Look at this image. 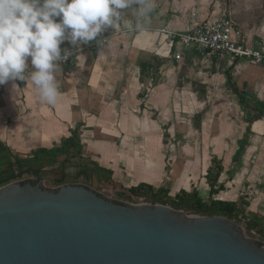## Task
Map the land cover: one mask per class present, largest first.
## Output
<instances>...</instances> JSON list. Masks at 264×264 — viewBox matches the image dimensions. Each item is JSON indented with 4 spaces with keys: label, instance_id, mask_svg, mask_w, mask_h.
<instances>
[{
    "label": "crops",
    "instance_id": "crops-1",
    "mask_svg": "<svg viewBox=\"0 0 264 264\" xmlns=\"http://www.w3.org/2000/svg\"><path fill=\"white\" fill-rule=\"evenodd\" d=\"M154 2L151 29L126 27L134 25L126 10L116 28L124 32L60 64L55 105L41 103L30 80L3 85L0 143L23 158L77 132L83 156L112 172L105 191L141 183L172 196L195 191L264 223V65L185 50L160 31L186 32L230 11L234 40L264 51V0ZM216 161L212 194L207 174Z\"/></svg>",
    "mask_w": 264,
    "mask_h": 264
},
{
    "label": "water",
    "instance_id": "water-1",
    "mask_svg": "<svg viewBox=\"0 0 264 264\" xmlns=\"http://www.w3.org/2000/svg\"><path fill=\"white\" fill-rule=\"evenodd\" d=\"M68 164L85 184L46 187L42 173L0 187V264H264L263 241L234 220L112 200L92 189L93 168Z\"/></svg>",
    "mask_w": 264,
    "mask_h": 264
},
{
    "label": "clouds",
    "instance_id": "clouds-1",
    "mask_svg": "<svg viewBox=\"0 0 264 264\" xmlns=\"http://www.w3.org/2000/svg\"><path fill=\"white\" fill-rule=\"evenodd\" d=\"M155 7L154 0H0V86L30 80L40 102L55 105L60 64L71 55L61 48L65 41L100 47L102 34L117 28L126 10L136 23L125 26L143 30Z\"/></svg>",
    "mask_w": 264,
    "mask_h": 264
},
{
    "label": "trees",
    "instance_id": "trees-1",
    "mask_svg": "<svg viewBox=\"0 0 264 264\" xmlns=\"http://www.w3.org/2000/svg\"><path fill=\"white\" fill-rule=\"evenodd\" d=\"M14 155L17 154H13L7 145L0 143V187L16 180L24 181L26 175L41 177L45 167L59 162L62 163L60 168L63 171L65 164L76 163L74 161L75 159H78L77 163L85 165L92 164L94 166V170L98 175L99 187L105 188L114 183L111 171L97 166L83 156V146L77 132L63 139L58 145L50 148L41 147L26 157H20L17 167H15ZM221 172L222 166L217 161L213 163V166L208 171L207 179L211 186L212 194L220 188L217 185ZM65 181L67 179L63 174V177L58 183ZM116 194L130 202H139L142 198H147L152 204H166L175 209L188 210L200 215L225 216L237 222L244 223L246 230L257 236L264 243V223L253 214L250 216L246 214L242 206L236 202L215 199L204 200L197 192H188L185 190L172 196L165 187H154L145 183L128 188H121L116 191Z\"/></svg>",
    "mask_w": 264,
    "mask_h": 264
},
{
    "label": "built area",
    "instance_id": "built-area-1",
    "mask_svg": "<svg viewBox=\"0 0 264 264\" xmlns=\"http://www.w3.org/2000/svg\"><path fill=\"white\" fill-rule=\"evenodd\" d=\"M151 19V13L143 21V29H151L149 27V21ZM136 18L134 17V24ZM237 21L232 16L231 12L221 14L214 19L207 20L201 24H192L186 32H178L171 30L168 26L160 28V31L166 34L173 40H180L185 50H195L198 53H212L218 58H227L231 65L235 64L240 59L250 60L258 64L264 65V51L248 47L234 40L233 34L236 32ZM132 31H138L130 29ZM125 30L108 29L102 34V39L106 40V43L116 34L124 32ZM264 43V40H263ZM105 44V43H104ZM103 44V45H104ZM98 47L95 41L76 47L68 44L67 49L71 52L67 61L62 62L67 64L75 55L90 48ZM181 55H176L177 59H180ZM3 86H0V91ZM138 203H150L147 198H142Z\"/></svg>",
    "mask_w": 264,
    "mask_h": 264
},
{
    "label": "rangeland",
    "instance_id": "rangeland-1",
    "mask_svg": "<svg viewBox=\"0 0 264 264\" xmlns=\"http://www.w3.org/2000/svg\"><path fill=\"white\" fill-rule=\"evenodd\" d=\"M75 162H76V164H78L77 162H78V159H75L74 160ZM69 164H75V163H69ZM67 165V166H70V165ZM61 174V168H58V167H55V166H47V167H45V169H44V172H43V175H44V180L46 181V182H48V183H52V184H54L53 182H54V180H55V178L57 177V176H59ZM27 181L29 180V179H31V178H36L37 179V177H31V176H29V175H26L25 177H24ZM92 189L94 190V191H96L97 193H99V194H102V195H106V196H108V197H110L112 200H115V201H119V202H125V203H130V204H134L133 202H130V201H128V200H126V199H124L123 197H121V196H118L117 194H116V191L115 190H113V191H111V192H109V191H105L103 188H101V187H99V186H97V185H95V187H92ZM235 222H237L236 220H234ZM241 227H243V233L247 236V237H249V238H256V239H259L257 236H255L254 234H251V233H249L247 230H246V227H245V224L244 223H240V222H237Z\"/></svg>",
    "mask_w": 264,
    "mask_h": 264
},
{
    "label": "flooded vegetation",
    "instance_id": "flooded-vegetation-1",
    "mask_svg": "<svg viewBox=\"0 0 264 264\" xmlns=\"http://www.w3.org/2000/svg\"><path fill=\"white\" fill-rule=\"evenodd\" d=\"M79 164H81V163H78V164H70V166H67V167H71V168H75L76 166H78ZM58 168H60V166H58ZM65 168H66V164H65V166H64V172H65ZM63 171H62V169H61V174L59 175V176H57L56 178H55V180H54V186L53 187H58V186H60V185H62V184H67V183H74V184H85L87 181L86 180H81V181H76V180H68L67 178V181H65V182H62V183H58L59 182V180L63 177ZM44 172V171H43ZM64 176H65V174H64ZM66 177V176H65ZM89 178V177H88ZM90 180V179H89ZM24 181H27L26 179L24 180ZM28 181H31L32 183H34V184H37V183H39L40 181H41V178L40 177H37V179L36 178H31V179H29ZM91 181L94 183V180L91 178ZM91 182V183H92ZM42 184L44 185V186H46L45 184H46V181L44 180V178H43V180H42ZM97 186H99V185H97ZM47 187V186H46ZM93 187H95L94 185H93Z\"/></svg>",
    "mask_w": 264,
    "mask_h": 264
}]
</instances>
